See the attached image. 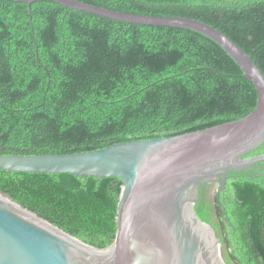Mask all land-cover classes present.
<instances>
[{
	"label": "trees",
	"instance_id": "16d2710c",
	"mask_svg": "<svg viewBox=\"0 0 264 264\" xmlns=\"http://www.w3.org/2000/svg\"><path fill=\"white\" fill-rule=\"evenodd\" d=\"M82 1L199 19L264 73V0ZM257 99L237 62L195 30L50 0H0L2 155L74 153L195 131L246 116ZM263 152L264 143L246 156ZM253 168L229 172L216 196L227 264H264V161ZM122 186L119 177L0 169V193L100 248L115 239ZM202 198L195 210L208 222Z\"/></svg>",
	"mask_w": 264,
	"mask_h": 264
},
{
	"label": "water",
	"instance_id": "95a60500",
	"mask_svg": "<svg viewBox=\"0 0 264 264\" xmlns=\"http://www.w3.org/2000/svg\"><path fill=\"white\" fill-rule=\"evenodd\" d=\"M50 1L114 20L200 32L237 62L254 83L258 99L240 119L181 134L74 153L0 154V169L8 171L68 172L119 177L123 182L115 239L105 248L81 240L0 193L38 220L105 252L91 253L0 200V264H227L217 231L199 217L195 205L202 187L210 184L209 193L220 194L229 172L254 169L264 161V152L246 156L264 143V73L230 37L199 19L131 13L82 0ZM226 221L231 225L228 217Z\"/></svg>",
	"mask_w": 264,
	"mask_h": 264
},
{
	"label": "flooded vegetation",
	"instance_id": "af4514ba",
	"mask_svg": "<svg viewBox=\"0 0 264 264\" xmlns=\"http://www.w3.org/2000/svg\"><path fill=\"white\" fill-rule=\"evenodd\" d=\"M210 188H211V185L210 184H207L205 186V189L204 187L201 188V192H200V196H199V200L198 202L196 203V205L199 203V201L201 200V197H203V201L206 205V208H204V210L206 211L208 217H209V223H211L213 225V227L215 228V230L217 231L218 235H219V238H220V241L222 243V246L224 247V252H225V255H226V243L222 241V237H224L225 233L222 234V229H223V226L220 222V219H219V215H218V212H217V209H216V196H218V192L215 190L214 193H209L210 191ZM202 190H207L208 192L206 191H202ZM221 193V192H220ZM195 205V206H196Z\"/></svg>",
	"mask_w": 264,
	"mask_h": 264
},
{
	"label": "bare ground",
	"instance_id": "6f19581e",
	"mask_svg": "<svg viewBox=\"0 0 264 264\" xmlns=\"http://www.w3.org/2000/svg\"><path fill=\"white\" fill-rule=\"evenodd\" d=\"M0 200L6 204H8L9 206L15 208L16 210L22 212L23 214L27 215L28 217L34 219L35 221L41 223L42 225L48 227L49 229H52L53 231H55L56 233L62 235L63 237L69 239L70 241L74 242L75 244L81 246L82 248L88 250L91 253H96V252H100V253H105L104 251H100L98 249H95L91 246H86L85 244L81 243L80 241L72 238L71 236H69L66 233H63L61 230H59L57 227H53L51 224L46 223L44 221L38 220V218H36L31 212H29L28 210H25L23 208H21L18 204H16L15 202L7 199L6 197L0 195ZM107 252V251H106Z\"/></svg>",
	"mask_w": 264,
	"mask_h": 264
}]
</instances>
